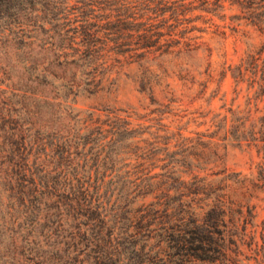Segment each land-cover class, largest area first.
Segmentation results:
<instances>
[{"label":"trees","instance_id":"obj_1","mask_svg":"<svg viewBox=\"0 0 264 264\" xmlns=\"http://www.w3.org/2000/svg\"><path fill=\"white\" fill-rule=\"evenodd\" d=\"M224 2L0 0V64L11 55L56 90L49 99L12 86L0 69V232H11L15 262L47 264L63 248L84 264H236L246 191L222 150L264 149V103L206 107L189 117L201 129H188L176 104L213 82L202 38L210 26L224 33L208 16L224 15ZM48 19L63 23L40 61L29 53L44 47ZM252 27L258 46L223 67L237 83L251 71L261 98L264 22ZM126 83L147 103L126 99ZM27 95L53 100L65 122L37 121ZM84 95L100 101L78 106Z\"/></svg>","mask_w":264,"mask_h":264},{"label":"rangeland","instance_id":"obj_2","mask_svg":"<svg viewBox=\"0 0 264 264\" xmlns=\"http://www.w3.org/2000/svg\"><path fill=\"white\" fill-rule=\"evenodd\" d=\"M224 4L226 7L222 11L224 15L208 14L213 25H218V31H224V33H214L211 30L215 26H210L207 32L203 33L202 38L212 50L213 82L210 83L203 97L192 99L186 97L183 101H179L180 103H176L180 106L177 108L180 109V112H178L184 115L181 117V121L188 129L202 128V126L197 128L196 123L189 120V117L197 116L198 112L206 109V107H211L215 111H223L224 106L222 105L224 102H226V105L232 103L234 106L237 104L243 106L249 105V103L253 104L259 99L260 103H264V97L260 98L259 96V92L262 91L261 88L249 87L251 71H247L245 81L237 83L234 76L236 70L234 71L233 69L232 72L231 70H225L223 67L225 64L232 66L238 64L245 57L246 51L252 43L258 46L260 38L252 26L254 23L260 24L264 22V0H225ZM50 7H53L52 9L55 8V6ZM48 20L50 23L45 25L46 31L39 34L44 47L34 45L35 47L29 53L33 57L35 56L34 59L40 61L52 55L48 47H51L52 37L56 40L59 39L58 34L54 30L55 28L58 29L59 26L62 27L60 24L63 23L62 20ZM46 41L49 43H46ZM5 63L0 64V69L4 68L6 76L11 79V85L13 84L27 91L37 90L49 96V99L56 93L55 88L48 84L40 83L35 85L31 78L26 77V71L13 63L11 55L5 57ZM47 66L55 73L60 70L55 63H48ZM0 77H3V75L1 74ZM51 77L53 76H49L50 79H52ZM215 88L217 92L213 93ZM212 89H214L212 93L215 95L212 97L210 105H208L209 101L205 99L209 98ZM125 92L126 99L137 103H147L145 97L131 90L130 84H125ZM49 99L48 101L43 99L35 100L32 96L27 95L23 100H26V106H32L37 121L53 120V125L54 123L57 125V121L65 122L66 118L63 115L54 113V102ZM96 101H100V98H94V96L89 95L79 96L77 105L87 107L88 105L96 104ZM36 110L38 111L37 113ZM222 151L225 153L224 160L226 165L231 171H235L233 176L236 177V172L244 176L246 191L243 198L242 212L247 225L242 226V229L240 228V231H238V234L242 236V245L237 255V260H235L236 264H264V149L231 145L228 149ZM238 184V181L234 183V185ZM69 237V231L64 230L58 233L57 240H65ZM0 245L2 253L0 254V264H27L23 263V261L15 262L19 259V256L17 249H15V253L13 252L11 232H0ZM6 253H8L7 256H3ZM58 254L53 261L50 260L47 264H84L74 258H68L63 248L62 251H58Z\"/></svg>","mask_w":264,"mask_h":264}]
</instances>
